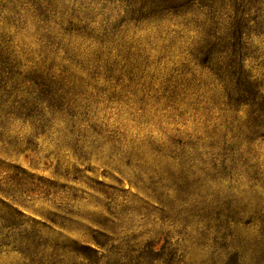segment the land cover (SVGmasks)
Masks as SVG:
<instances>
[{"label": "rangeland", "instance_id": "obj_1", "mask_svg": "<svg viewBox=\"0 0 264 264\" xmlns=\"http://www.w3.org/2000/svg\"><path fill=\"white\" fill-rule=\"evenodd\" d=\"M22 1L0 0V21L11 24L0 59L15 63L18 80L48 64L31 11L21 26L1 10ZM53 1L58 12L72 8ZM121 1L94 5L72 27L70 12L55 18L92 38L78 42L75 60L118 28L103 46L110 78L102 67L61 99L25 83L0 105V264H264V0H172L160 17ZM173 14L212 24L216 36L236 31L256 94L242 76L225 85L205 59L193 61L198 34ZM65 41L55 64L69 54ZM190 73L209 84L183 89ZM237 88L247 94L235 97ZM101 235L109 241L97 260L85 247Z\"/></svg>", "mask_w": 264, "mask_h": 264}, {"label": "trees", "instance_id": "obj_2", "mask_svg": "<svg viewBox=\"0 0 264 264\" xmlns=\"http://www.w3.org/2000/svg\"><path fill=\"white\" fill-rule=\"evenodd\" d=\"M171 1L172 0H125L124 2H121H123L125 7L128 9H132L135 3L139 2V11L149 9V13L160 17V14L169 11L167 6ZM100 2L105 3L107 0H73L70 4L72 8L69 11L64 10L65 12H58L55 8V1L53 0H23L22 2H17V6H13V8H10V10H8L6 7H1L2 11H6L8 14H13L18 20L21 19L24 21L21 23V26H26V10L31 11V19L36 20L32 22L34 33L39 36L40 39H43V45L40 47L38 53L43 56L42 59L44 62L48 61V64L45 70L34 72L32 76L23 77L18 80L20 74L16 71V69H14L15 63L6 62L4 59H0V105L5 104L13 94L20 93V88H22L25 83H32L40 95L46 94L52 96L59 93L58 99H61L60 97L64 94H72L74 90L86 85L87 81H96V78L93 77L99 74L97 71L102 67H104L105 71L109 73L107 76L108 78L112 76V74L110 75L111 71L107 66V63L112 60L111 57H108V55L110 56L111 52L108 49H104L106 47L103 46L104 44L115 43L116 32L118 31L116 26L111 28L109 36L104 34L100 38H97L98 48L96 51H94V54H92L91 57H83L82 55L80 58H76V60H78L76 61L74 57L84 54L83 51L85 50L81 49L82 43L78 42H80L82 39L90 40L92 38H90L88 34L84 32L85 27L81 29H78L77 27L62 29L57 28V24L55 22L56 17L62 19L66 12H70L68 13L65 21L69 27H72L71 23L73 19L79 20L78 14L86 15L87 13L91 12L94 5H97ZM114 2H119V0H114ZM173 15L175 17L181 18V24L179 25L187 27L190 24L198 34V37L196 39H192L190 42V55L193 58V61H196L200 57L205 59L208 66L205 68H202L203 66H201V68L206 69L210 76L219 83H224L225 79L228 77L231 78L235 75L242 76L243 84L247 87L246 89H251L253 93L255 92L254 90L256 89L253 87L252 83L248 82L249 77L242 75L244 70L242 56H239L238 53L236 54L234 52V44L238 45V39L235 37L236 31H233L232 34L225 32L226 34L223 36H216L214 30L212 29V24L205 26V24L199 23L197 21L183 20V16L181 15L184 14ZM128 21H130V19H128ZM8 25L11 24L7 22V20H5V24H3V19H1L0 33L2 35L4 34L2 31L4 28H7ZM71 31L75 32L74 38H77V43L75 44L74 41L70 42ZM2 35H0V37H2ZM64 38H66L65 44L70 46L69 52L67 53H69L68 55L71 54V57L67 55V57L60 59L61 63L55 64V56H57L58 51L61 50L60 43L64 40ZM108 39L113 40V42L108 41ZM121 40L122 38L120 39V42ZM118 47H122L121 44H118ZM171 47L174 46H169V48ZM230 47H233L234 54H229L228 58L230 61H228L226 64H223L224 62L221 60L225 61L226 56L229 53L228 49H230ZM87 48H89V46H87L86 49ZM0 54H2L1 51ZM217 61L218 63L213 65V63ZM92 70L93 72H91ZM190 75V79L181 78L186 84L183 86V89L185 90L188 89L197 92L199 90V84H203L204 86L209 84L208 82L206 83L204 79H201L200 75L198 78H195L194 74L190 73ZM227 75L229 76L225 78ZM194 82L196 84L191 87V84ZM6 84L8 85L5 86ZM246 89L240 90L237 88L235 97L242 98L244 94H247ZM37 101L40 102V100ZM49 107L53 106L49 105ZM101 237L104 239V241L94 242L95 248L85 247V251H87V253H89L91 256H94L97 260L103 257L102 255L98 256L97 250L104 249L106 241H109L106 235H101ZM85 261H87L86 264H90L88 259Z\"/></svg>", "mask_w": 264, "mask_h": 264}]
</instances>
